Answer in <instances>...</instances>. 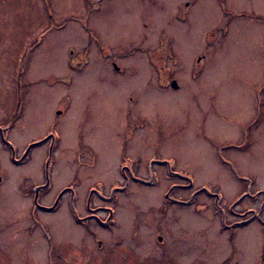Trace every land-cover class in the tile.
<instances>
[{
	"label": "rangeland",
	"instance_id": "obj_1",
	"mask_svg": "<svg viewBox=\"0 0 264 264\" xmlns=\"http://www.w3.org/2000/svg\"><path fill=\"white\" fill-rule=\"evenodd\" d=\"M183 1L162 0L155 6L148 0L151 15L124 19L121 13V19L107 20V38L116 41L113 53L128 55L117 59L105 54L99 58L95 51L85 50L83 25L76 21L65 31L55 29L43 36L32 52L27 75L60 82L47 89L41 83L33 85L24 109L33 126H20L17 137L35 136L61 111L57 129L61 160L51 165L52 178L55 185H62V193L72 186L76 192L62 194V212L55 215L62 221L52 222L60 238L45 239L39 230L28 234L32 218L26 207L15 212L16 206L29 205L31 198L20 191L16 201L15 189L6 190L4 212L14 225L1 235L0 264L82 263V258L71 257L74 251L92 253L97 258L93 264H220L229 255L231 264H264V222L257 219L244 227L240 238L234 239L236 249L232 239L216 231L220 221L213 219L212 212L217 207L207 194L196 199L204 202L207 212L195 214L193 204L179 222L167 214L162 220L168 242L164 246L157 239L161 219L157 209L169 187L172 197L181 200L189 199L202 185L216 191L227 215L229 206L244 196L237 210L251 208L264 217V0H228L229 12L214 0H198V6L187 13L183 3L178 7ZM38 10L45 14L42 3L19 0L14 33L1 29L5 33L0 37V61L6 69L21 64L27 43L46 32ZM161 28L166 50L156 49ZM127 39L132 44L123 41ZM198 56L202 58L197 62ZM116 66L122 71L117 72ZM169 77L176 78L180 90L160 88L158 81L165 83ZM203 116L204 126L198 122ZM126 124L139 130L133 138L135 147L123 155ZM157 139L162 150L149 145ZM163 157L181 173L170 174L166 164L155 163L150 176V163ZM123 167L129 184L112 194L126 184ZM130 171L153 183L139 182ZM90 189L93 207L103 206V214L109 207L116 210L114 227L88 216L85 224L77 222L73 206L82 216L93 213L87 205ZM173 207L188 209L180 204ZM133 226H139L138 233ZM99 231L129 239H104L102 250L91 237ZM83 241L90 244L87 249ZM120 241L123 245L112 253L111 245Z\"/></svg>",
	"mask_w": 264,
	"mask_h": 264
},
{
	"label": "flooded vegetation",
	"instance_id": "obj_2",
	"mask_svg": "<svg viewBox=\"0 0 264 264\" xmlns=\"http://www.w3.org/2000/svg\"><path fill=\"white\" fill-rule=\"evenodd\" d=\"M33 2L38 1L42 3V7L45 11V14H43L41 11H37L38 14H40L43 22V30L46 32L42 34L37 39H34L33 41H29L27 43L28 49L24 51L23 53V61L21 64H13L9 69L2 66L0 61V238H2V234L7 231L9 227H13L14 223L12 221V217L9 216L8 213L4 212L5 205L3 203L4 195L3 193L6 190L15 189L16 194L20 196V192L23 195H26L27 197L31 198V202L29 205L23 206L18 205L16 207H19V210H15L16 213L18 211L24 209L26 207V211L28 216L32 218L30 224L27 226V231L30 236H33L36 231H40L41 235L45 239H57L60 238L58 234L55 232V228L52 222L55 224L62 221L61 217L56 218V214H60L62 212V194L64 192H67L69 190L72 194L76 192V187H67L64 189L62 193V185L56 184L53 181L52 178V167L51 165L56 164V161L61 160L59 151L57 152L58 144H61V135L60 132H58V126H59V119L61 117L62 112L60 111L58 114V117H54L51 121H47V123L44 124V128L40 131H38L35 136H31L29 138H26L24 140H21L19 136V127H31V120L27 118L25 108H26V102H27V94H31L32 92L30 89L35 85L36 83H41L44 86L45 89H47L46 86L54 85L56 82H60L59 80L52 81L50 77L43 76L42 78L35 79L34 76L28 77L27 71L29 67V63L32 61V52L35 50V48L42 44L43 42V36H46L51 31L55 30H63L65 31L67 28H69V25L72 24L74 21H76L79 24H82L81 30L86 35V42L83 44V48L87 51H95L97 56L101 58V56L107 55V56H113L115 59H117L119 56H128L126 54H118L113 53L117 52L116 50H112V47L114 46L115 42H109L107 38V31L106 26L109 22L105 23L109 19H121V13L124 19L131 18L130 16H135L136 18H142L144 15H151V11L149 10L148 5H146V2L148 0H32ZM152 2V0H149ZM158 1L162 0H154L152 3L155 4V6H159ZM220 5V8L223 12H229L230 9H228L226 3L228 0H214ZM184 4L186 13L190 11L191 9H194L198 6L200 3L198 0H185L183 2L178 3V7L180 4ZM234 3V0H233ZM19 7V0H0V37L3 35V33L7 34L8 32L10 34L14 33V24L17 20L15 11L18 10ZM71 8V10H67L68 8ZM83 8L82 12H76L75 9L77 8ZM58 9H62V16H60V11L58 12ZM146 9H148L150 12H147ZM187 9V10H186ZM127 14L125 15L123 13ZM133 10V11H132ZM176 14H178V11H175ZM245 15V13H241ZM127 16V17H125ZM62 18V22L59 20ZM185 22L188 21V18L184 16ZM98 19V20H97ZM72 22V23H71ZM14 23V24H13ZM105 23V26H104ZM16 25V24H15ZM1 29H3V32ZM65 29V30H64ZM192 29V28H191ZM188 30V29H187ZM103 31V32H102ZM102 32V33H99ZM145 33L146 31L143 30ZM161 33H159V43L156 45L157 50H166L167 48H164L167 46L168 43L162 42V38L164 33L162 34V28L160 30ZM54 32L53 35H55ZM130 35V34H129ZM171 36H173L171 34ZM175 37V36H174ZM35 38V37H34ZM38 42L37 45L34 47L32 45L33 43ZM126 41L129 45L132 44L133 40L127 39L123 40ZM170 43L172 42L171 39H169ZM119 43L122 42V40L118 41ZM175 40L172 42L174 44ZM62 43H66V41L62 40ZM30 44V45H29ZM123 44V43H120ZM159 48V49H158ZM139 48H137L138 50ZM133 51V50H132ZM200 56V55H199ZM198 56L197 62L201 60V57ZM114 65V62H113ZM117 72H121L122 68L120 66H116ZM49 75V74H47ZM163 79V78H162ZM151 80V78H150ZM176 80L174 77H169V80L164 81H158V85L161 84L160 88H167L166 90H180L181 86L178 83L177 87H174L172 85V81ZM150 84H152V81H149ZM43 88V89H44ZM41 92V95H45L46 92ZM162 91V90H161ZM17 94V98L15 95ZM48 94V93H47ZM59 105L61 102H58ZM57 110V109H56ZM128 118V115H127ZM35 119V118H34ZM206 118L203 116L199 119L200 125L204 126L206 123H204ZM189 124V122H188ZM23 125V126H22ZM127 127L125 129L124 135L127 137L124 144L122 145V153L123 155H127V153L130 151V147H135L133 145L134 143V137L136 136V133H138L139 129H133L130 124H126ZM48 129V130H46ZM28 131V130H27ZM42 132V133H41ZM157 132H160L158 130ZM134 134V136H133ZM140 134V133H139ZM205 135V133L203 134ZM133 136V137H132ZM206 135L204 136V138ZM160 139V138H159ZM157 139L158 142H150L149 145H155L157 149H161L160 141ZM142 141L141 139L139 142ZM148 143V142H147ZM145 143V144H147ZM127 147V148H126ZM44 148H47L46 153L44 154H37V150H43ZM150 148V146H149ZM162 150V149H161ZM58 154V156H57ZM145 154V153H144ZM146 156V155H145ZM39 161V162H38ZM39 164L37 167V170L34 171L33 167L35 164ZM155 163L158 164H166L169 173L170 174H177L181 173L176 170H173L171 168V164L167 159L163 158H157L153 160V162L150 163V176L152 173V170L155 166ZM123 166V165H122ZM54 173V170H53ZM122 173L125 176L126 184L125 186H120L116 188H112V194L119 189L125 190L127 188L128 182V174L126 173V168L123 167ZM130 174L135 177L136 180L143 184L150 185L152 184V180H149L144 178V176L140 175L139 172L137 174H134L133 171H130ZM193 185V180L190 181ZM13 184L11 187L10 185ZM75 184V183H74ZM91 189L88 191V199H87V205L88 207L93 211V213L88 214L86 216H82L78 214V211L76 209L72 208L73 215L76 218L77 222L79 224H85L86 220L88 218H96L97 221L101 223V225H104L106 227H114L113 226V220L116 215V210L113 208L108 209L107 214H103V206H96L93 207L91 198L93 196L94 192H90ZM173 191V188L169 187L166 190V198L162 205L158 206V213L161 217L158 218V233H157V239L160 244H164L168 242L167 235L164 231L167 229L166 226H164V222L162 219H165L167 214L170 216L172 213V218L175 219L177 222L183 220L184 218V212H191V209L195 211V214L200 215L202 213L207 212L208 207H204V202H197V197L201 194H207L212 197H214L215 205H216V211L215 213L212 212V216L214 220H219L220 225L216 229L218 233L225 234L228 239H232V246L237 249V246L235 244L234 239H239L241 235V230L244 227H247L252 222L256 221L257 219H260L262 222H264V217L262 216V212L258 213L257 210L248 208L243 211H238V204L241 200H243L244 196H240L238 199L235 200L233 204L229 206V213L226 214L225 210L223 209V206L221 204L220 196L215 191L212 192L205 186H199L194 190V195L191 196L189 199H179L172 197L171 193ZM203 192V193H202ZM261 192H264L261 191ZM73 203V202H72ZM174 204H180L184 206H188L187 210H183L181 208H174ZM194 206L192 207L191 205ZM190 206L192 207L190 209ZM171 207L174 208V210L171 209ZM200 207V208H199ZM213 211V210H212ZM193 213V212H192ZM50 215L53 217L50 218ZM17 216V214L15 215ZM88 216V218H86ZM189 215L186 216V218ZM105 217V218H103ZM190 218V217H189ZM137 224V223H136ZM117 226V225H116ZM30 229V232H29ZM135 229V232L138 233L139 226L136 228L133 226V231ZM132 232V231H131ZM118 233V232H117ZM120 236V234H118ZM108 236L105 232H98V235L96 237L92 234L91 237L96 239L98 241L99 249H102L104 247V244L102 243L104 239H129L125 236ZM84 239V238H82ZM106 242V240H104ZM90 242V240H89ZM84 248L86 246H90V244H86L84 241ZM124 243V241H123ZM115 245H111L110 250H112V253L116 251V248H118L120 245L122 246V242L120 243H114ZM165 248V247H164ZM87 249V248H86ZM104 250V249H102ZM90 253V252H89ZM106 253V252H104ZM110 253V252H109ZM106 253V254H109ZM53 254V253H52ZM50 254V255H52ZM69 254L68 252L66 253ZM92 255V253H90ZM88 254H83L78 251H74V253H71V257L76 256L79 258H82L83 261L80 264H93V260L97 259L92 257ZM261 255H264V247L262 245V252ZM101 256V255H99ZM104 256V255H102ZM126 257H131V255H126ZM74 257V258H76ZM122 257V254H121ZM264 256H262L263 258ZM99 258V257H98ZM103 259L106 257H102ZM124 259V257H122ZM62 258H60V263ZM79 260L78 258H76ZM224 260V261H223ZM232 261V255L224 257L220 264H231ZM57 263V262H54ZM102 264V263H101Z\"/></svg>",
	"mask_w": 264,
	"mask_h": 264
},
{
	"label": "bare ground",
	"instance_id": "obj_3",
	"mask_svg": "<svg viewBox=\"0 0 264 264\" xmlns=\"http://www.w3.org/2000/svg\"><path fill=\"white\" fill-rule=\"evenodd\" d=\"M198 19H199V18H198ZM73 30L76 31V30H77L76 27H73ZM38 162H39V161H38ZM38 165H39L38 163L34 165V167H33V170H34V171L37 170ZM220 171H221V169H220ZM12 185H13V184H11L10 187H11ZM14 199H15L16 201H18V196L15 195ZM188 218H189V217H188Z\"/></svg>",
	"mask_w": 264,
	"mask_h": 264
},
{
	"label": "water",
	"instance_id": "obj_4",
	"mask_svg": "<svg viewBox=\"0 0 264 264\" xmlns=\"http://www.w3.org/2000/svg\"><path fill=\"white\" fill-rule=\"evenodd\" d=\"M172 85H173L174 87H177V85H178L177 81H176V80H173V81H172Z\"/></svg>",
	"mask_w": 264,
	"mask_h": 264
}]
</instances>
